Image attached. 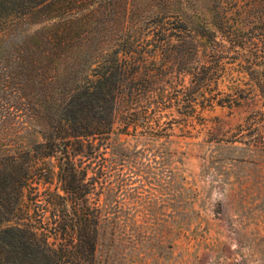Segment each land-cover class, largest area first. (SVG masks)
<instances>
[{
  "label": "trees",
  "instance_id": "trees-1",
  "mask_svg": "<svg viewBox=\"0 0 264 264\" xmlns=\"http://www.w3.org/2000/svg\"><path fill=\"white\" fill-rule=\"evenodd\" d=\"M175 1L189 49L182 67L149 70L161 48L149 56L146 34L128 37L126 0H0V264H97L104 226L117 224L115 198L138 164L113 136L166 142L201 110L238 104L217 91L227 52L259 55L245 73L261 104L245 122L264 138V20L241 28L225 15L201 21L203 0ZM136 5L159 16L162 31L170 2ZM252 5L264 8V0ZM55 156L57 172H43ZM169 158L162 151L160 163ZM165 176L169 187L174 175ZM54 177L60 188L46 189L36 218L25 209L26 190Z\"/></svg>",
  "mask_w": 264,
  "mask_h": 264
},
{
  "label": "rangeland",
  "instance_id": "rangeland-1",
  "mask_svg": "<svg viewBox=\"0 0 264 264\" xmlns=\"http://www.w3.org/2000/svg\"><path fill=\"white\" fill-rule=\"evenodd\" d=\"M143 1L126 3L128 37L146 34L148 42L141 50L149 56L161 48L157 61H148L145 67H182L181 55L189 48L183 43L187 35L180 31L178 2L166 0L171 13L158 32L154 23L160 24V17L149 9L137 10L136 4ZM252 4L253 0H224V4L203 0L200 20L213 21L217 15H225L229 24L238 28L261 22L264 8H252ZM141 20L144 22L135 26ZM193 28L201 30L196 23ZM204 45L198 41L196 60L200 64L205 61ZM241 52L224 55L220 64L224 73L217 86L222 96L231 95L238 104L201 110L184 133L174 126L166 142L113 136L138 164L124 185L127 193L115 198L121 202L117 224L104 226L97 264H264V138L245 122L261 104L245 73L259 55ZM162 151L169 154V166L160 163ZM142 156L150 161L139 163ZM56 158L44 159L46 165L40 169L56 173ZM167 171L174 175L169 187ZM59 188L55 177L51 184L33 185L26 190L25 209L39 217L48 191Z\"/></svg>",
  "mask_w": 264,
  "mask_h": 264
},
{
  "label": "clouds",
  "instance_id": "clouds-1",
  "mask_svg": "<svg viewBox=\"0 0 264 264\" xmlns=\"http://www.w3.org/2000/svg\"><path fill=\"white\" fill-rule=\"evenodd\" d=\"M214 196H215V193H214Z\"/></svg>",
  "mask_w": 264,
  "mask_h": 264
}]
</instances>
